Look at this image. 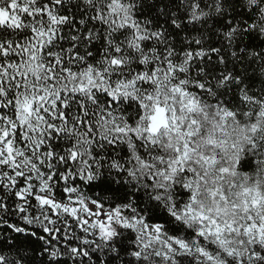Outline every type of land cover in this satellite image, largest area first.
<instances>
[{"label": "snow or ice", "instance_id": "obj_1", "mask_svg": "<svg viewBox=\"0 0 264 264\" xmlns=\"http://www.w3.org/2000/svg\"><path fill=\"white\" fill-rule=\"evenodd\" d=\"M0 264H264V0H0Z\"/></svg>", "mask_w": 264, "mask_h": 264}]
</instances>
